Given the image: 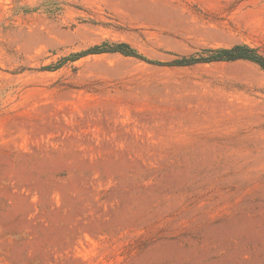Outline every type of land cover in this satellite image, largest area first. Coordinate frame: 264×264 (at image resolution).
Segmentation results:
<instances>
[{
  "label": "rangeland",
  "instance_id": "374dc122",
  "mask_svg": "<svg viewBox=\"0 0 264 264\" xmlns=\"http://www.w3.org/2000/svg\"><path fill=\"white\" fill-rule=\"evenodd\" d=\"M241 44L264 0H0V264H264V71L172 64Z\"/></svg>",
  "mask_w": 264,
  "mask_h": 264
},
{
  "label": "trees",
  "instance_id": "16d2710c",
  "mask_svg": "<svg viewBox=\"0 0 264 264\" xmlns=\"http://www.w3.org/2000/svg\"><path fill=\"white\" fill-rule=\"evenodd\" d=\"M105 52H119L125 56L135 57L147 61L144 57L139 55L127 44H120L115 47H94L83 53L76 54L75 57H82L89 54H101ZM235 61H249L257 64L264 71V55L257 49L251 48L247 45H236L232 48L225 49H205L198 57L192 56L189 58H182L173 61V65L189 66L197 63L210 62H235ZM152 63L151 61H147Z\"/></svg>",
  "mask_w": 264,
  "mask_h": 264
}]
</instances>
